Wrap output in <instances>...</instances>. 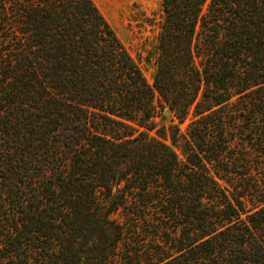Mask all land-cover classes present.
Masks as SVG:
<instances>
[{"label": "trees", "instance_id": "16d2710c", "mask_svg": "<svg viewBox=\"0 0 264 264\" xmlns=\"http://www.w3.org/2000/svg\"><path fill=\"white\" fill-rule=\"evenodd\" d=\"M159 15L149 83L92 0H0V264H264V0Z\"/></svg>", "mask_w": 264, "mask_h": 264}, {"label": "rangeland", "instance_id": "374dc122", "mask_svg": "<svg viewBox=\"0 0 264 264\" xmlns=\"http://www.w3.org/2000/svg\"><path fill=\"white\" fill-rule=\"evenodd\" d=\"M93 1L113 28L125 49L138 61L146 80L151 83L154 66L152 62H145L144 57L158 34L156 23L160 18L161 0H114L120 6L119 10L109 9L104 0ZM152 19L155 20V27H152ZM188 123L186 121L181 126L182 131L185 130ZM178 154L180 155L179 151Z\"/></svg>", "mask_w": 264, "mask_h": 264}, {"label": "crops", "instance_id": "0c3cea01", "mask_svg": "<svg viewBox=\"0 0 264 264\" xmlns=\"http://www.w3.org/2000/svg\"><path fill=\"white\" fill-rule=\"evenodd\" d=\"M93 1V0H92ZM94 2V1H93ZM95 3V2H94ZM104 3H106V6L109 9H115V10H119L120 6H118L114 0H104ZM96 5V4H95ZM97 6V5H96ZM98 7V6H97ZM99 9V8H98ZM100 10V9H99ZM101 12V11H100ZM102 13V12H101ZM103 15V14H102ZM104 16V15H103ZM106 19V18H105Z\"/></svg>", "mask_w": 264, "mask_h": 264}]
</instances>
